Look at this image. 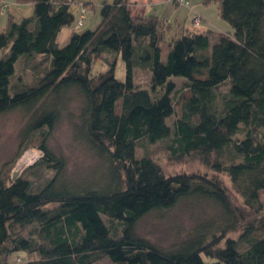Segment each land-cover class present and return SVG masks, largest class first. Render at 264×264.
<instances>
[{
  "label": "trees",
  "instance_id": "obj_1",
  "mask_svg": "<svg viewBox=\"0 0 264 264\" xmlns=\"http://www.w3.org/2000/svg\"><path fill=\"white\" fill-rule=\"evenodd\" d=\"M76 1L23 0L33 14L0 29V113L23 109L21 137L35 131L43 151L36 178L8 181L0 171V264L20 252L34 254L27 264H264V0H204L232 28L214 40L197 28L170 35V23L112 0L95 28H74L60 45ZM119 55L124 81L115 77ZM99 58L108 67L94 73ZM18 59L29 80L16 75ZM136 69L148 72L147 86L135 83ZM71 96L74 139L101 164L89 175L67 176L47 144ZM139 140L164 141L171 158L193 157L217 174H165L150 154L138 155ZM184 200L206 205L185 236L164 246L137 234L143 217Z\"/></svg>",
  "mask_w": 264,
  "mask_h": 264
},
{
  "label": "rangeland",
  "instance_id": "obj_2",
  "mask_svg": "<svg viewBox=\"0 0 264 264\" xmlns=\"http://www.w3.org/2000/svg\"><path fill=\"white\" fill-rule=\"evenodd\" d=\"M68 1V0H67ZM85 1V3H83ZM78 2H73L71 9L74 13L75 20L68 26L63 27L58 35L57 42L60 45H64L69 40L71 31L75 28L76 31H83L85 29H93L96 27L99 22L100 15L99 9L100 5L103 3H110L112 0H83ZM190 1V0H189ZM200 1V0H198ZM92 2V3H87ZM195 0L188 2V5L191 7ZM8 3L9 7H7ZM185 4L179 2L178 7L180 8V16L185 18L186 24L189 28H197L202 30L203 28H208L210 35L216 38L215 33L223 32L227 33V30H230L232 33V28L230 24L221 18L219 15L216 4L211 2L209 7L203 10L207 16V20L212 23H206L204 17L200 15L198 23H195L192 19L193 14H185L184 10ZM189 7V8H190ZM8 13H2L3 10H7ZM84 10L81 13V10ZM33 14V6L31 3H23V0L20 3H16L14 0H3L0 5V29L9 21L17 20L22 16H29ZM84 15L82 25L76 26V22L80 15ZM206 26V27H205ZM214 31V34L211 31ZM213 39V38H212ZM1 56V53H0ZM103 57L106 59L111 58L110 55L104 54ZM16 66V75L22 74L23 78L29 80L31 78L32 70L27 67H23L22 61L18 59L15 63ZM106 63L103 59H97L92 64V71H105L107 69ZM126 71L125 63L121 56L119 55L116 60L115 65V77L121 81L125 80ZM176 82V88L178 89L179 95L185 90L183 89V77L175 76L173 78ZM134 80L135 83L140 86H147L149 81L148 72L136 69L134 71ZM227 86L223 84L220 89L223 91L226 90ZM177 99V96H176ZM176 99L173 101L175 102ZM76 98L71 96V100L67 106V109L64 110L58 119L56 126L50 134L47 144L51 150L56 155H62L66 162V175L74 176L79 175H89L91 171L97 172L101 168L100 161L95 157V155L88 150V148L81 142L74 139L71 117L68 115V111L73 113L77 112L76 109ZM178 103V102H176ZM174 104V114L168 118V122L171 123L174 118L178 116V107ZM25 112L21 108H17L5 113H0V171L5 174L9 179H12L13 171L16 170L18 166L19 159L23 156L25 151L29 148L32 150L38 151L37 158L30 160L26 165L22 166L18 176L26 175L31 179L36 178V175L32 174V165L41 158L43 151L38 148V138L37 134L34 131L30 136L22 139L20 131L25 122ZM137 153L140 154H150L162 167L165 174H171L175 172H206L208 174H217L212 169L204 167L201 163L193 158H171L169 156L168 150L165 147V142H157L155 144H149L145 140H139L138 142ZM33 161V162H32ZM17 171V170H16ZM95 172V173H96ZM218 177L222 180H225L228 184V180L223 173H218ZM204 206L193 205L188 200L180 202L173 209L160 214L159 212H154L143 217L136 226L137 234L151 240L152 242L158 243L160 245H170L171 243L177 241V237L182 238L185 236L187 229L196 224V217L201 213ZM163 216V218H162ZM30 226L22 229L20 234L27 236ZM230 235H236V233H231ZM18 257L20 259H18ZM34 254L27 255L24 252L13 253L7 259L9 264H27L28 260L33 258ZM207 264H225L220 263L216 259H207ZM96 264H109L106 259H102Z\"/></svg>",
  "mask_w": 264,
  "mask_h": 264
},
{
  "label": "crops",
  "instance_id": "obj_3",
  "mask_svg": "<svg viewBox=\"0 0 264 264\" xmlns=\"http://www.w3.org/2000/svg\"><path fill=\"white\" fill-rule=\"evenodd\" d=\"M209 4H210L209 2H205L204 0H200V1L195 0L191 8H185L183 10L185 14L191 13L194 15V13L196 12L200 14L202 17H204L203 19L204 21H206V23H212L207 20V16L204 13L206 12V8L209 7ZM128 7L130 9V12L134 16L154 14L161 21L170 23V31H168L170 35H173L174 33L175 34L179 33L185 29H192L189 28L188 25L186 24L185 18H182L180 16V12H179L180 8L178 7V4H176L172 0H128ZM204 9L205 11L203 12ZM202 30L207 31L208 28H203ZM210 31L211 33L214 34V31L212 30ZM227 31L230 32V30ZM220 33L222 32L215 33L217 34L216 37ZM212 38L213 40L215 39L214 36L213 37L211 36V39Z\"/></svg>",
  "mask_w": 264,
  "mask_h": 264
},
{
  "label": "built area",
  "instance_id": "obj_4",
  "mask_svg": "<svg viewBox=\"0 0 264 264\" xmlns=\"http://www.w3.org/2000/svg\"><path fill=\"white\" fill-rule=\"evenodd\" d=\"M179 2H181V3H183V4H185V5H188V0H179ZM3 12V11H2ZM84 12V10L82 9L81 10V13H83ZM198 16V15H197ZM197 16H194L193 17V21L195 22V23H198V21H199V18L197 17ZM83 19H84V15L83 14H81L80 15V17L78 18V20H77V25H81V23L83 22ZM27 152H30V153H32V155H33V158L32 159H30V160H34L35 158H37V155H39L38 154V151H36V150H32V149H28L27 151H25V153L23 154V156L21 157V159L26 155V153ZM21 159H19V162H18V164L20 163V161H21ZM30 160H28V161H30ZM27 161V162H28ZM33 162V161H32ZM29 163V162H28ZM30 163H31V161H30ZM32 164V163H31ZM26 165V164H25ZM21 169H22V167L20 168V171H21ZM20 171H19V173H20Z\"/></svg>",
  "mask_w": 264,
  "mask_h": 264
},
{
  "label": "bare ground",
  "instance_id": "obj_5",
  "mask_svg": "<svg viewBox=\"0 0 264 264\" xmlns=\"http://www.w3.org/2000/svg\"><path fill=\"white\" fill-rule=\"evenodd\" d=\"M198 14H194V16H197ZM200 14L197 16L199 18ZM33 155L30 152H27L26 155L21 159L20 163L18 164L16 170L19 172L20 168L24 166L28 160L32 159Z\"/></svg>",
  "mask_w": 264,
  "mask_h": 264
},
{
  "label": "water",
  "instance_id": "obj_6",
  "mask_svg": "<svg viewBox=\"0 0 264 264\" xmlns=\"http://www.w3.org/2000/svg\"><path fill=\"white\" fill-rule=\"evenodd\" d=\"M18 171H13V174H12V179H15L18 175Z\"/></svg>",
  "mask_w": 264,
  "mask_h": 264
}]
</instances>
